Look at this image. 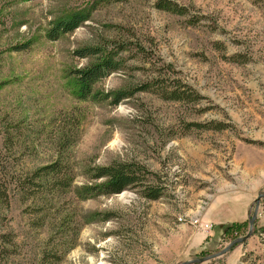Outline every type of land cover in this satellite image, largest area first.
<instances>
[{
	"label": "rangeland",
	"instance_id": "374dc122",
	"mask_svg": "<svg viewBox=\"0 0 264 264\" xmlns=\"http://www.w3.org/2000/svg\"><path fill=\"white\" fill-rule=\"evenodd\" d=\"M174 1L186 13L156 0H0V264H180L248 232L249 221L202 242L220 199L258 180L264 193V0ZM77 11L88 19L48 38ZM105 55L118 67L93 92L107 98L75 97L74 71ZM54 162L59 173L36 175ZM122 163L132 184L92 190L98 168ZM263 217L195 264H264Z\"/></svg>",
	"mask_w": 264,
	"mask_h": 264
},
{
	"label": "trees",
	"instance_id": "16d2710c",
	"mask_svg": "<svg viewBox=\"0 0 264 264\" xmlns=\"http://www.w3.org/2000/svg\"><path fill=\"white\" fill-rule=\"evenodd\" d=\"M155 6L158 9H162V10L169 11L175 14H180V15L186 13L187 11L184 6L178 4L174 0H156ZM88 17L89 15L87 13L77 11L73 13L67 19L58 20L55 23V25L48 30L47 36L50 39H56L61 34L74 30L82 22L87 20ZM76 53L79 54L81 57L94 56L98 53V50L93 47H85L82 49H78ZM117 67L118 65L112 60L111 57L107 55L97 56L96 60L92 62L91 64H89L87 67L74 71L73 82H72L73 87H74L73 94L75 95V97L82 99V100H87V99L100 100L103 98H107L106 95H104V97L103 96L98 97L97 93L93 92V85L98 80L108 75L110 72L116 70ZM116 94H117V97H120V98L126 96L125 94L120 93L119 91ZM171 96H172L171 98H174V99L182 98V96L179 93L176 94V92H174ZM118 100L119 99H116L115 102H118ZM58 164L59 163L54 162L50 165L42 166L36 170V175L39 177L46 176L47 178L49 175L57 174L61 171L59 169L60 166H58ZM94 177L95 178H105V181L102 184L96 186V188L92 187V190L96 189L97 192L103 193V194L119 193L136 180L133 169L130 168L127 164H123V163L117 164V165L111 164L107 166H102L97 169V172L94 174ZM56 182H57L55 184L56 187L65 188L69 185L70 179L69 178L65 180L57 179ZM82 194L83 193H81V195ZM157 194L158 193L152 192L150 193L149 197L156 198L158 196ZM0 198L1 199L6 198V191L5 189L1 188V184H0ZM248 221L244 223L229 224L226 227L227 238L230 235L238 234L239 231L248 224Z\"/></svg>",
	"mask_w": 264,
	"mask_h": 264
},
{
	"label": "crops",
	"instance_id": "0c3cea01",
	"mask_svg": "<svg viewBox=\"0 0 264 264\" xmlns=\"http://www.w3.org/2000/svg\"><path fill=\"white\" fill-rule=\"evenodd\" d=\"M260 182V180L254 181L253 189L243 192L236 200L222 198L214 205V208L211 205L210 208H213L210 211L212 214L211 226L208 231H201L203 233L202 242L219 245L227 240L226 227L229 224L244 223L249 220V209L253 198L261 188ZM259 210L264 212V199L260 201ZM257 225L264 227V217L257 219Z\"/></svg>",
	"mask_w": 264,
	"mask_h": 264
},
{
	"label": "water",
	"instance_id": "95a60500",
	"mask_svg": "<svg viewBox=\"0 0 264 264\" xmlns=\"http://www.w3.org/2000/svg\"><path fill=\"white\" fill-rule=\"evenodd\" d=\"M261 198H264V193L257 194V196L254 199V207H253L252 213H251L250 218H249L248 232L245 235H242L240 237L233 239L227 245H225L220 251H218L216 253H212L210 255L195 258V259L186 260V261L181 262L180 264H194V263L203 262L205 260L217 257V256L225 253L227 250H229L232 245H234L236 243H242V242L246 241L249 237H251V235L253 234L252 229H253L254 222L257 218L258 208H259Z\"/></svg>",
	"mask_w": 264,
	"mask_h": 264
},
{
	"label": "built area",
	"instance_id": "2783aa9c",
	"mask_svg": "<svg viewBox=\"0 0 264 264\" xmlns=\"http://www.w3.org/2000/svg\"><path fill=\"white\" fill-rule=\"evenodd\" d=\"M204 226H205V227H208V225H207V224H205ZM210 226H211V225H210ZM210 226H209V227H210Z\"/></svg>",
	"mask_w": 264,
	"mask_h": 264
}]
</instances>
